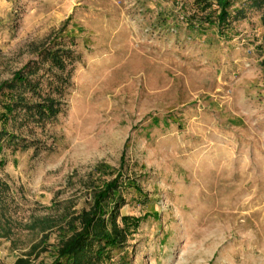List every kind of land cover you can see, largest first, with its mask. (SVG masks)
Returning a JSON list of instances; mask_svg holds the SVG:
<instances>
[{
    "label": "rangeland",
    "instance_id": "1",
    "mask_svg": "<svg viewBox=\"0 0 264 264\" xmlns=\"http://www.w3.org/2000/svg\"><path fill=\"white\" fill-rule=\"evenodd\" d=\"M196 1L0 0V85L30 69L39 96L19 95L59 101L6 127L21 142L0 152V264L53 263L116 203L130 225L103 264H264L262 13L236 2L220 38ZM57 47L64 71L42 60Z\"/></svg>",
    "mask_w": 264,
    "mask_h": 264
},
{
    "label": "trees",
    "instance_id": "2",
    "mask_svg": "<svg viewBox=\"0 0 264 264\" xmlns=\"http://www.w3.org/2000/svg\"><path fill=\"white\" fill-rule=\"evenodd\" d=\"M242 0H216V9L213 13H206L213 6L209 2L197 0V5L203 13V22L197 25V28L204 26L215 28L220 38L230 39L229 31L231 30V22L243 17V9H235L234 14L231 8L234 4ZM246 7H252L261 10V25L264 28V0H246L243 4ZM71 57V53L64 48L48 49L43 55L42 60L48 59L51 63V69L57 68L64 71L65 64ZM32 72L26 69L18 72L13 81L0 85V152L3 144L19 147L20 140L17 136L6 131V127L12 119H16V109L23 106L25 111L31 116L41 120L49 117H55L58 114L57 107L59 101L51 100L44 97L38 103H28L22 96L20 90L28 89L33 95H38V85L31 82L28 76ZM68 76L59 78L60 87L56 89L57 93L62 91L63 86L68 83ZM109 205L108 207L94 206L91 211L85 212L80 219V228L64 242L60 244L57 250V258L51 264H103L109 250L121 248L125 245L129 219L121 218L116 207ZM121 222V223H120ZM13 264H31L29 259L20 258Z\"/></svg>",
    "mask_w": 264,
    "mask_h": 264
}]
</instances>
